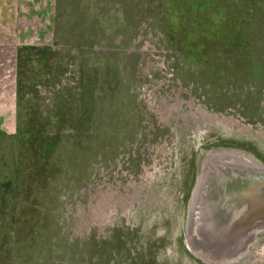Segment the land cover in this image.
Masks as SVG:
<instances>
[{
  "label": "rangeland",
  "instance_id": "374dc122",
  "mask_svg": "<svg viewBox=\"0 0 264 264\" xmlns=\"http://www.w3.org/2000/svg\"><path fill=\"white\" fill-rule=\"evenodd\" d=\"M220 2L0 0V264H208L185 242L203 158L264 162ZM230 264H264V232Z\"/></svg>",
  "mask_w": 264,
  "mask_h": 264
},
{
  "label": "water",
  "instance_id": "95a60500",
  "mask_svg": "<svg viewBox=\"0 0 264 264\" xmlns=\"http://www.w3.org/2000/svg\"><path fill=\"white\" fill-rule=\"evenodd\" d=\"M185 238L208 264L238 261L264 232V162L239 150L206 155L193 188Z\"/></svg>",
  "mask_w": 264,
  "mask_h": 264
},
{
  "label": "trees",
  "instance_id": "16d2710c",
  "mask_svg": "<svg viewBox=\"0 0 264 264\" xmlns=\"http://www.w3.org/2000/svg\"><path fill=\"white\" fill-rule=\"evenodd\" d=\"M210 1L194 0V3L199 7ZM220 3L219 5L229 11L226 21L231 26L228 32V42L224 47V56L218 57L219 67L225 66L230 70L247 69L245 77L253 79L259 85V90H264V0H222ZM23 50H37V53H41L50 52L51 47L25 45L18 50V54ZM18 71L17 69V73ZM230 72L229 75L233 76V71ZM17 85L19 86V84ZM85 89L83 87L82 90ZM80 96L84 97L83 91ZM22 101L23 99L18 97L20 108ZM80 115L83 118L82 121L80 119V125H82L87 120L85 117L92 115V110L87 105L80 106ZM24 125L25 122L18 119V132H22V135ZM29 131L36 134L35 127Z\"/></svg>",
  "mask_w": 264,
  "mask_h": 264
}]
</instances>
